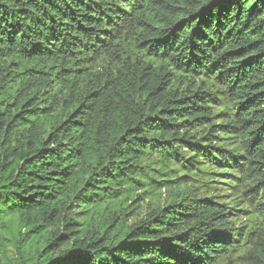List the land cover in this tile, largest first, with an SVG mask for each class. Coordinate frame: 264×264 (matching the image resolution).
<instances>
[{
  "label": "trees",
  "instance_id": "16d2710c",
  "mask_svg": "<svg viewBox=\"0 0 264 264\" xmlns=\"http://www.w3.org/2000/svg\"><path fill=\"white\" fill-rule=\"evenodd\" d=\"M0 264H264V0H0Z\"/></svg>",
  "mask_w": 264,
  "mask_h": 264
},
{
  "label": "rangeland",
  "instance_id": "374dc122",
  "mask_svg": "<svg viewBox=\"0 0 264 264\" xmlns=\"http://www.w3.org/2000/svg\"><path fill=\"white\" fill-rule=\"evenodd\" d=\"M145 205H146V202L143 204V206L139 209H135V210H132L130 211L129 215L127 216V220L129 223H131L132 221L135 220L136 216L139 217L140 215H138V213H141L144 211V208H145Z\"/></svg>",
  "mask_w": 264,
  "mask_h": 264
}]
</instances>
